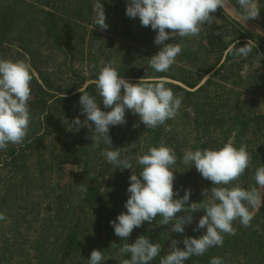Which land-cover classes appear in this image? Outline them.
I'll return each instance as SVG.
<instances>
[{
  "label": "trees",
  "instance_id": "1",
  "mask_svg": "<svg viewBox=\"0 0 264 264\" xmlns=\"http://www.w3.org/2000/svg\"><path fill=\"white\" fill-rule=\"evenodd\" d=\"M229 1L242 11L237 0ZM94 3L96 0H76L73 6L61 10L58 0H0V58L26 60L32 66L33 75L27 137L22 144H9L7 150H0V213L6 216L0 220V264H81L82 256L87 261L85 264H89L93 249L101 250L106 257L117 253L122 261L130 258V254H119V247L126 241L115 235L110 221L127 211L125 203L132 169L121 170L108 163L101 153L110 146L93 147L92 131L87 125L81 135L64 140L60 148L50 146L51 138L61 134L68 125L72 112L81 110L79 90L94 96L102 110H110L104 107L96 89L99 69L103 66L99 57L93 50L82 51L83 61H87L86 73L85 65L76 66L71 43L80 33L78 40L82 44L87 34L96 39H109L111 13L121 6L126 13L127 0H101L109 26L104 31L93 24ZM131 21L136 23L126 29L127 37L138 36V41L146 45L142 52L145 57L157 53L162 45L154 43L156 31L150 26L143 27L139 17ZM222 28L215 20L210 27L203 26L198 36L178 38L183 49L167 72L153 70L142 76V73L132 74L128 66L123 67L126 73L117 68L121 76L133 83L140 79H165L166 87L182 97L178 114L184 110L183 126L178 114L155 129L146 128L141 122L143 140L135 154L142 155L150 146L161 143L170 146L177 156L174 169L186 171V180L189 177L192 181L200 180L203 189L210 190L212 182L204 179L195 165L187 169L181 162L183 153L219 148L234 134V145L238 148L241 143L246 144L252 159L245 173L233 184L239 183L246 189L257 187L260 191L254 173L264 165V92L261 93L263 100L251 97L237 102L234 87L240 82L226 85L221 81H229L230 72L238 68L237 61L242 63L254 58L264 63V55L259 56L260 48L245 37L238 24L230 29L226 27L225 33L220 32ZM171 42L176 41H165ZM246 43L252 48L247 57L233 54L234 46ZM51 49L62 51L63 60L57 62L49 53ZM179 62L183 63L179 65ZM259 76L256 89L264 90V72ZM239 77L242 79L240 74ZM167 125H171L170 132L165 131ZM116 133L117 127L110 126L111 147L120 148L124 158ZM130 161L138 174L141 166L135 158ZM67 165L71 166L70 175L66 177L68 171L61 179H55L54 175L59 177ZM81 185H87L88 190L81 191ZM199 193L196 187L191 190L188 203L202 201L204 196ZM183 195L184 192L179 193V197ZM250 211L254 218L249 227L235 220L236 234H224L222 247H212L202 256L190 257L184 264H210L214 256L221 257L223 264H264V193L261 204ZM202 212L204 215L205 210ZM161 219L157 216L151 224L144 222L131 233L136 239L145 235L161 245L160 255L149 264H159L160 258L169 251L163 236L164 226L158 225ZM90 231L92 238L82 249V237H88ZM112 243L117 246L112 247ZM178 246L184 247L182 243Z\"/></svg>",
  "mask_w": 264,
  "mask_h": 264
},
{
  "label": "clouds",
  "instance_id": "2",
  "mask_svg": "<svg viewBox=\"0 0 264 264\" xmlns=\"http://www.w3.org/2000/svg\"><path fill=\"white\" fill-rule=\"evenodd\" d=\"M237 4L242 10L240 19L244 23L259 18L258 0H237ZM228 6L229 0H127L126 15L132 19L139 17L143 27L150 26L156 31L154 43L162 47L148 59V67L155 72H167L183 49V45L177 42L178 38L198 36L203 26L207 24L210 27L216 20L213 14L217 9ZM92 12L94 26L101 31L106 30L109 26L101 0H96ZM169 39L176 42L165 43ZM251 51L247 43L233 47V54L237 56L247 57ZM32 80L29 62L0 58V150H7L9 144H22L27 137L31 122L28 101L31 98ZM166 84L165 79H140L133 83L119 74L114 61H108L99 69L96 89L104 107L110 110H102L94 96L79 90L82 93L79 98L81 114L86 119L81 121L77 116L71 122L76 130L87 125L92 131L93 147L101 144L110 146L101 153L108 163L121 170L132 169L127 188L129 196L125 203L127 211H122L115 220L110 221L115 235L126 241L119 247V254H130V258L124 259L122 264H149L160 255L161 245L145 235H140L133 243L127 242L135 228L141 227L144 222L151 224L157 216L162 217L158 225L171 223V232L183 234L185 225L193 222L192 213L205 210L194 231H206L199 237L185 236L183 248L178 246V240L171 239L168 253L159 261V264H184L190 257L202 256L212 247H222L224 234H236L233 227L235 220L239 219L242 226L249 227L254 218L250 209L261 204V192L257 187L246 189L239 183L233 184L251 163V154L244 143L237 148L229 140L219 148L186 150L183 153L181 162L188 166L187 169L195 165L201 176L213 185L210 190H202V201L193 203H188L190 189L185 190L182 197H179L178 191H174L176 170L173 166L177 156L173 148L163 143L150 146L136 158L141 166L137 174L130 159L121 158L120 148L111 147L110 126L126 124V111L138 115L146 128L151 129L176 118L182 97L176 96ZM171 130V125L165 127V131ZM254 179L256 185L264 188V165L255 169ZM87 190V185H81V191ZM181 212L183 215H178ZM5 219L6 216L0 213V220ZM111 246L117 245L112 243ZM107 258L101 250L93 249L89 264H102ZM210 264H223V259L214 256Z\"/></svg>",
  "mask_w": 264,
  "mask_h": 264
},
{
  "label": "rangeland",
  "instance_id": "3",
  "mask_svg": "<svg viewBox=\"0 0 264 264\" xmlns=\"http://www.w3.org/2000/svg\"><path fill=\"white\" fill-rule=\"evenodd\" d=\"M76 0H58V5L61 8V10H64V8L73 6L75 4ZM258 6L260 7V13L259 18L256 20H248L245 23L240 19V11L236 8V5L231 3L229 1V6L225 9L218 8L216 11V21L219 26H223V28L220 30V32L225 33L227 32V28L230 29L235 24H238L239 28L243 29L245 32V37L248 38L250 42L253 44H257V46L260 48L261 53L259 54L260 57L264 55V0H258ZM70 9V8H68ZM125 9V8H123ZM71 10V9H70ZM62 13V11H61ZM132 18L127 17L126 13L122 11V6L118 8V10H114V12L111 13L110 21H111V31H109L108 36L109 39H102L100 37L99 39H96L89 34H87L85 43L82 44L79 42L78 38L81 36V33L79 36L75 39H73L71 46L73 47V52H75L74 62L76 66L82 68L83 65L87 64V61H83V52L87 53L89 50H93L95 54H97V57H99V61L104 64L108 61H114L116 68H121L122 73H126L123 69L130 67L132 74H140L142 76H145L146 74H149L151 72H154L152 68L148 67V59L149 57H145L142 53L143 50H145V46L142 42H139V38L136 34H133L132 36L126 34V29L133 28L134 21H131ZM123 26H125L123 28ZM121 34V35H120ZM259 37V38H256ZM98 38V37H97ZM84 49V50H83ZM45 49L42 48V51ZM49 53L52 55V57L57 61L60 62L64 58V53L60 50L51 49L49 50ZM95 63V62H93ZM181 63L183 62H179ZM142 65V67L140 66ZM236 65L238 66L237 69H234L233 72H230L229 74V81H221L223 84L230 85V83L234 82H240L239 84H235V92L233 94L234 99L238 102L239 100H248L251 97H256L259 100H263V95L261 94L264 92L262 89H256L258 86L257 78H260V74L264 72V63L259 61V59L251 58L248 61H244L241 63V61H237ZM93 67V65H92ZM187 68V65H186ZM84 70L87 73V65L84 66ZM239 74L242 76V79L239 77ZM172 81V80H170ZM174 82V81H172ZM178 83V82H176ZM180 84V83H178ZM184 110H181L179 113V120L181 122V125L183 126L182 114ZM79 116L81 121H84L86 119V116L81 114L80 111H74L72 112L69 123L66 126V128L61 132V134H55L51 138V144L50 146L60 148L59 146L63 143L64 140H69V138H76L81 133H83L85 126L79 127L78 130H76L75 126H71V122ZM126 121L127 123L124 125H117V138L119 140L120 145L123 147V152L125 153V157H128L129 159L138 157L137 152L138 148L141 146V141L143 140L142 132L140 131V119L138 115L133 114L131 111H126ZM179 125L180 123L177 122ZM180 125V126H181ZM183 129V128H182ZM68 135V136H66ZM58 139H60V142L58 144ZM230 140L233 142L235 141L234 134L231 135ZM141 142V143H140ZM52 147V148H53ZM57 150V149H55ZM71 166H65L61 175L57 177L58 175H54L55 179H61L64 177V175L69 171V173L66 175L68 177L71 173L70 170ZM175 180H174V190H178V192H184L182 189L186 190V187L188 186V189L194 190L196 187V190L199 191V195L202 196V190L203 187L201 185L200 180L196 179L194 181L191 180L189 177L188 180H186V171L180 172L179 170H176L174 172ZM65 177V178H66ZM180 184L178 183V180H180ZM261 192V198L264 193V188H260ZM178 198V197H177ZM42 213V210L40 211V214ZM178 215H183V212L178 213ZM193 215V222L191 224L185 225V231L183 234L181 233H175L171 232L172 224H168L164 226V233L163 236L165 242L169 245L171 239H176L180 243H182L183 238L185 236L190 237H199L202 235L206 229H201L199 231H194L196 228L198 221L201 216H203L202 209L192 213ZM40 219V218H39ZM88 237L85 235L82 237V249L85 243L89 242L92 238L91 231L88 232ZM138 234V233H134ZM90 238V239H89ZM136 238L134 235H130L128 238V243L135 242ZM183 244V243H182ZM113 253V252H112ZM18 256V255H17ZM105 264H122V258L117 254L113 253L108 255ZM81 264H85L87 261L83 256L80 258Z\"/></svg>",
  "mask_w": 264,
  "mask_h": 264
}]
</instances>
